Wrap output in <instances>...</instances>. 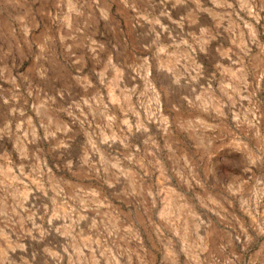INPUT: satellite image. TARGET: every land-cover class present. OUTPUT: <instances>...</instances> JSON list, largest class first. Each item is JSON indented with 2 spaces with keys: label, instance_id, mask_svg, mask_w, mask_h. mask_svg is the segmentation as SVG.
Masks as SVG:
<instances>
[{
  "label": "rangeland",
  "instance_id": "obj_1",
  "mask_svg": "<svg viewBox=\"0 0 264 264\" xmlns=\"http://www.w3.org/2000/svg\"><path fill=\"white\" fill-rule=\"evenodd\" d=\"M0 264H264V0H0Z\"/></svg>",
  "mask_w": 264,
  "mask_h": 264
}]
</instances>
